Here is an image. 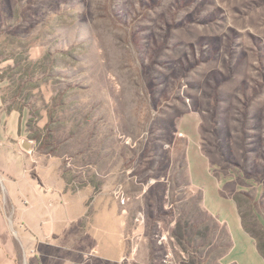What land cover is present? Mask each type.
Listing matches in <instances>:
<instances>
[{
  "label": "rangeland",
  "instance_id": "374dc122",
  "mask_svg": "<svg viewBox=\"0 0 264 264\" xmlns=\"http://www.w3.org/2000/svg\"><path fill=\"white\" fill-rule=\"evenodd\" d=\"M0 70L78 214L34 264H264V0H0Z\"/></svg>",
  "mask_w": 264,
  "mask_h": 264
},
{
  "label": "crops",
  "instance_id": "0c3cea01",
  "mask_svg": "<svg viewBox=\"0 0 264 264\" xmlns=\"http://www.w3.org/2000/svg\"><path fill=\"white\" fill-rule=\"evenodd\" d=\"M4 85L0 70V264H21V258L32 260L41 251L71 249L55 239L78 234L74 229L78 214L61 169L55 160L47 162L48 154L39 153L38 135L27 125L31 116L27 104L8 98ZM222 203L226 201L215 196L211 202L204 199L205 208L231 229ZM46 256L43 253L42 261ZM252 256L256 259L254 252Z\"/></svg>",
  "mask_w": 264,
  "mask_h": 264
},
{
  "label": "trees",
  "instance_id": "16d2710c",
  "mask_svg": "<svg viewBox=\"0 0 264 264\" xmlns=\"http://www.w3.org/2000/svg\"><path fill=\"white\" fill-rule=\"evenodd\" d=\"M24 103H25V102H24ZM31 115H32V114H31ZM31 121H32V120H31V118H30L29 121H28V124H27L29 128H31ZM41 137H42V136H41ZM37 138H38V140H39L40 136H37Z\"/></svg>",
  "mask_w": 264,
  "mask_h": 264
}]
</instances>
